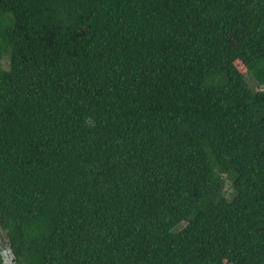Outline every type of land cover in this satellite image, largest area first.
<instances>
[{"label":"trees","instance_id":"trees-1","mask_svg":"<svg viewBox=\"0 0 264 264\" xmlns=\"http://www.w3.org/2000/svg\"><path fill=\"white\" fill-rule=\"evenodd\" d=\"M0 246L264 264V0H0Z\"/></svg>","mask_w":264,"mask_h":264},{"label":"water","instance_id":"water-1","mask_svg":"<svg viewBox=\"0 0 264 264\" xmlns=\"http://www.w3.org/2000/svg\"><path fill=\"white\" fill-rule=\"evenodd\" d=\"M0 256L3 259V264H14L15 263V257L12 254L11 250L8 248V246H5V247L0 246Z\"/></svg>","mask_w":264,"mask_h":264},{"label":"rangeland","instance_id":"rangeland-1","mask_svg":"<svg viewBox=\"0 0 264 264\" xmlns=\"http://www.w3.org/2000/svg\"><path fill=\"white\" fill-rule=\"evenodd\" d=\"M1 64H2V67H3V68H7V67H8V66H7V59L4 58V59L1 61ZM246 79H247V82H248L249 86H250L254 91L259 90V86H257V85L255 84V82H254L249 76H246ZM225 186H226L225 188H226L227 190H230L229 182H227ZM1 236L3 237L4 240L6 239L3 233H1Z\"/></svg>","mask_w":264,"mask_h":264}]
</instances>
